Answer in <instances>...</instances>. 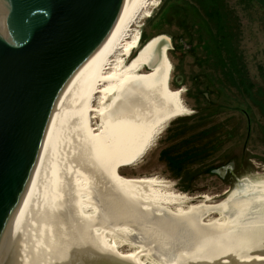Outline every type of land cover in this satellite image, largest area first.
Here are the masks:
<instances>
[{"label":"bare ground","instance_id":"obj_1","mask_svg":"<svg viewBox=\"0 0 264 264\" xmlns=\"http://www.w3.org/2000/svg\"><path fill=\"white\" fill-rule=\"evenodd\" d=\"M158 1L123 0L104 41L66 81L7 225L90 264H257L264 183L220 205L187 204L162 180L119 173L188 111L183 90L168 86L169 39L155 36L132 55L140 21ZM215 212L223 220L206 219Z\"/></svg>","mask_w":264,"mask_h":264},{"label":"rangeland","instance_id":"obj_2","mask_svg":"<svg viewBox=\"0 0 264 264\" xmlns=\"http://www.w3.org/2000/svg\"><path fill=\"white\" fill-rule=\"evenodd\" d=\"M225 2L232 11L231 24L238 60L245 66L254 89L263 87L264 7L256 0ZM190 6L187 0H159L140 21L141 41L132 55L155 36H166L171 45L167 58L172 65L168 86L183 90L180 97L188 111L168 121L143 158L130 167L120 169L119 173L130 178L155 177L162 180L171 192L185 194L190 201L187 204L206 202L220 205L245 193L241 191H250L252 187L264 183V133L261 132L264 119L253 102L230 87L219 74L214 64L211 40L205 30L198 27L201 22L187 9ZM140 71L145 73L149 70L143 67ZM205 114L210 116L208 123L198 125L197 121ZM179 119L186 121L179 124ZM217 125L223 126V133L218 135L221 146L201 165L189 168L190 181L173 179L159 159L161 151L176 142L182 127H192L182 134L186 137ZM200 169L202 173H196ZM233 170L238 174L236 180L232 179L235 175L229 172ZM212 218L223 220L218 212L206 219ZM131 249L132 246L124 245L120 250Z\"/></svg>","mask_w":264,"mask_h":264},{"label":"water","instance_id":"obj_3","mask_svg":"<svg viewBox=\"0 0 264 264\" xmlns=\"http://www.w3.org/2000/svg\"><path fill=\"white\" fill-rule=\"evenodd\" d=\"M122 1L0 0V264H90L7 221L35 166L60 90L104 41Z\"/></svg>","mask_w":264,"mask_h":264},{"label":"trees","instance_id":"obj_4","mask_svg":"<svg viewBox=\"0 0 264 264\" xmlns=\"http://www.w3.org/2000/svg\"><path fill=\"white\" fill-rule=\"evenodd\" d=\"M187 1L191 4L187 9L193 12L197 20L201 22L198 27L205 30L211 40L214 50V64L217 65L219 74L230 87L235 88L253 102V106L258 109L260 116L264 119V86L254 89L252 83L249 82L245 66L238 60L234 45L235 35L232 32L233 26L231 24L232 11L227 8L225 0ZM241 1L250 2L251 0ZM256 1L264 7V0ZM183 46L182 50L185 51L186 49ZM174 49L175 46H173ZM208 117H210L209 114L201 116L197 121L198 125L205 126L208 123ZM184 121L186 120L179 119L177 123L181 124ZM191 128L182 127L177 134L176 142L161 151L159 156L160 161L164 163L172 178L182 179L185 182L190 181L189 168L201 165L202 161L210 157L211 153L221 146L218 135L223 133V126L217 125L209 126L205 130H201L200 133L191 134L190 136L185 137L182 135ZM261 132L264 133V127L261 128ZM201 170H197L196 173H202ZM236 171L239 173V170L236 169ZM229 172L231 175H235L233 178L228 175L232 179L238 177L234 170Z\"/></svg>","mask_w":264,"mask_h":264},{"label":"clouds","instance_id":"obj_5","mask_svg":"<svg viewBox=\"0 0 264 264\" xmlns=\"http://www.w3.org/2000/svg\"><path fill=\"white\" fill-rule=\"evenodd\" d=\"M140 36V35H139Z\"/></svg>","mask_w":264,"mask_h":264}]
</instances>
